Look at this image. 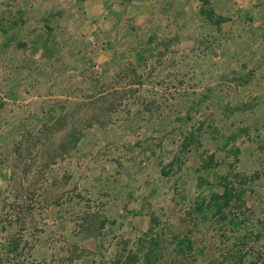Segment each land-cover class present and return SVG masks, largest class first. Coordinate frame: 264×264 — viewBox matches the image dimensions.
Returning a JSON list of instances; mask_svg holds the SVG:
<instances>
[{"label":"rangeland","instance_id":"1","mask_svg":"<svg viewBox=\"0 0 264 264\" xmlns=\"http://www.w3.org/2000/svg\"><path fill=\"white\" fill-rule=\"evenodd\" d=\"M0 264H264V0H0Z\"/></svg>","mask_w":264,"mask_h":264},{"label":"crops","instance_id":"2","mask_svg":"<svg viewBox=\"0 0 264 264\" xmlns=\"http://www.w3.org/2000/svg\"><path fill=\"white\" fill-rule=\"evenodd\" d=\"M240 1V0H239ZM151 11V7L150 5H148L147 7H145V9L141 8V6H138V8H136V10L134 9V12H132V14H136L138 13L139 15H142V14H149Z\"/></svg>","mask_w":264,"mask_h":264},{"label":"trees","instance_id":"3","mask_svg":"<svg viewBox=\"0 0 264 264\" xmlns=\"http://www.w3.org/2000/svg\"><path fill=\"white\" fill-rule=\"evenodd\" d=\"M158 262V263H161V260H156L155 263Z\"/></svg>","mask_w":264,"mask_h":264}]
</instances>
